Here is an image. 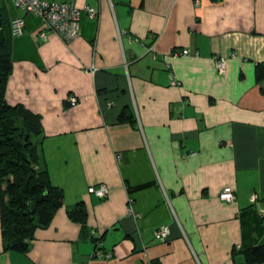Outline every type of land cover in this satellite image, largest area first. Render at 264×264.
I'll list each match as a JSON object with an SVG mask.
<instances>
[{
  "label": "crops",
  "instance_id": "obj_1",
  "mask_svg": "<svg viewBox=\"0 0 264 264\" xmlns=\"http://www.w3.org/2000/svg\"><path fill=\"white\" fill-rule=\"evenodd\" d=\"M69 1L99 15L82 11L68 43L40 40L32 15L13 37L21 13L3 6L5 99L40 116L43 166L64 201L25 252L4 251L0 228V264H264L246 260L264 244V0ZM102 183L105 197L88 193ZM226 186L233 203L219 198ZM91 236L110 257H93Z\"/></svg>",
  "mask_w": 264,
  "mask_h": 264
},
{
  "label": "trees",
  "instance_id": "obj_2",
  "mask_svg": "<svg viewBox=\"0 0 264 264\" xmlns=\"http://www.w3.org/2000/svg\"><path fill=\"white\" fill-rule=\"evenodd\" d=\"M0 8V228L4 251L25 252L37 229L47 226L64 201L61 188L50 182L43 166L40 116L5 99L11 71L9 35ZM7 30V29H6ZM11 34V33H10ZM72 219L85 215L81 203L68 210ZM95 243L98 240L90 237ZM247 262H264V244L246 250Z\"/></svg>",
  "mask_w": 264,
  "mask_h": 264
},
{
  "label": "built area",
  "instance_id": "obj_3",
  "mask_svg": "<svg viewBox=\"0 0 264 264\" xmlns=\"http://www.w3.org/2000/svg\"><path fill=\"white\" fill-rule=\"evenodd\" d=\"M12 5L20 11L21 14L10 19V33L14 36H20L25 30V16L32 15L38 19L40 23V30L38 31V38L42 41L47 40L49 34H55L60 37L64 42L68 43L76 39L80 35V18L82 11L86 15L95 19L99 15V11L90 5H84L83 7L77 6L69 0H10ZM174 56L187 55L189 50L187 48L174 50L172 52ZM215 65L218 71L222 72L224 69V59H215ZM91 72L95 70L94 67L89 69ZM172 84H176V80L173 78ZM77 101L75 96L68 98V103L74 105ZM119 157V156H117ZM109 192L108 187L105 184H99L88 188V193L95 195L96 197L103 198ZM219 198L223 201L233 203L235 200L232 189L228 186L224 187L220 193ZM258 197L255 193L250 195V201L252 204H256ZM128 202H132L131 198ZM130 212L133 213L130 207ZM258 213L261 217H264V208L260 207ZM135 214V213H133ZM170 234L169 226L165 224L158 225L154 230V238L160 242H165ZM101 242L96 241L94 246L93 257H110V253H104L100 251Z\"/></svg>",
  "mask_w": 264,
  "mask_h": 264
},
{
  "label": "rangeland",
  "instance_id": "obj_4",
  "mask_svg": "<svg viewBox=\"0 0 264 264\" xmlns=\"http://www.w3.org/2000/svg\"><path fill=\"white\" fill-rule=\"evenodd\" d=\"M4 3H5V0H0V8H1V13H2L1 18H2V20H3L4 25H6V24H5V20H4V15H3V12H2V11H3ZM5 18H6V17H5ZM4 33H5V34L7 33L6 28H5ZM32 141H33V143L36 145V144L39 142V137H34V136H32Z\"/></svg>",
  "mask_w": 264,
  "mask_h": 264
}]
</instances>
